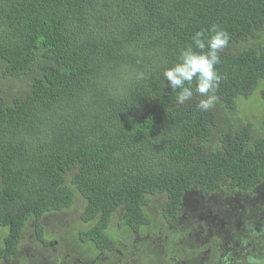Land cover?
<instances>
[{
    "label": "trees",
    "instance_id": "1",
    "mask_svg": "<svg viewBox=\"0 0 264 264\" xmlns=\"http://www.w3.org/2000/svg\"><path fill=\"white\" fill-rule=\"evenodd\" d=\"M214 25L230 42L204 112L163 72ZM263 88L264 0H0V264H173L206 249L192 229L217 261L227 234L264 233Z\"/></svg>",
    "mask_w": 264,
    "mask_h": 264
},
{
    "label": "clouds",
    "instance_id": "2",
    "mask_svg": "<svg viewBox=\"0 0 264 264\" xmlns=\"http://www.w3.org/2000/svg\"><path fill=\"white\" fill-rule=\"evenodd\" d=\"M229 42V34L215 25L195 33L192 44L183 48L177 62L163 72L167 85L173 91L180 90L177 104L183 105L195 98L200 111L215 107V93L223 79L216 66L221 63L220 54ZM194 81L195 89L192 88Z\"/></svg>",
    "mask_w": 264,
    "mask_h": 264
},
{
    "label": "flooded vegetation",
    "instance_id": "3",
    "mask_svg": "<svg viewBox=\"0 0 264 264\" xmlns=\"http://www.w3.org/2000/svg\"><path fill=\"white\" fill-rule=\"evenodd\" d=\"M153 198H155L156 203H158L160 200L158 198H161V196H154ZM178 217L179 221H177L180 227H183L184 224H189L190 218L189 216L186 217L184 213L182 214V209L178 211ZM259 225V227L263 228L264 222H262V224L259 223ZM169 229H173V227L171 226ZM192 230V232H184L186 235H189V242L199 241L201 246H203L202 242L200 241H205L206 249L201 250L198 254L192 256V258L190 259H186L182 256V254L178 253L176 257L171 258L173 264H264V233L261 230H252V232L250 233L242 231L235 235L227 234L225 237L221 238L220 243L217 245L219 250L217 261L215 260V257L212 254L210 248H208L210 247V244L213 240H211L202 232L196 233L194 232V229ZM161 235L162 231L161 229H158L155 231H151V233L144 235L143 237L140 236L139 238L137 236L134 240V244L135 241H140L141 247L134 245V251L138 252L142 249V251L146 252L147 247H149V245L152 243L161 245V243H163ZM166 241H169L168 236H164V242ZM102 254H104L105 256L100 259L106 260V252L102 251L100 255ZM199 255H202V257H200ZM122 260L123 258L119 259V262H121ZM77 263H79L78 260H76L75 264ZM128 263H130V261Z\"/></svg>",
    "mask_w": 264,
    "mask_h": 264
},
{
    "label": "rangeland",
    "instance_id": "4",
    "mask_svg": "<svg viewBox=\"0 0 264 264\" xmlns=\"http://www.w3.org/2000/svg\"><path fill=\"white\" fill-rule=\"evenodd\" d=\"M260 96L264 100V88L261 90ZM249 103H252V102H248L247 100H245L244 105L250 107ZM262 113H264V108L262 110H259V114H262ZM251 114L252 113L250 112V115ZM79 204L80 203L78 202L77 206ZM83 205H84V203H81V206L79 207L78 211H72L73 209H71L69 211H66L65 213H60L59 217L54 216L51 219L52 222L46 221L45 223H47V226L49 227L48 228L49 229V235L53 234L54 232H58L59 230H66V229L74 228L73 223L77 221V216L79 215L81 209L83 208ZM152 205H153V202H152ZM158 208H160V204H158ZM263 230H264V227H263ZM25 231H26L25 236H24L23 241H22V247H23L22 252H23V255L30 256V255H33L32 250L33 251L36 250V248L33 245V242L35 241V230L32 229V226H31V228L28 227ZM263 249H264V247H263ZM263 254H264V252H263ZM104 256L105 255L102 254V255H100V258H102Z\"/></svg>",
    "mask_w": 264,
    "mask_h": 264
}]
</instances>
